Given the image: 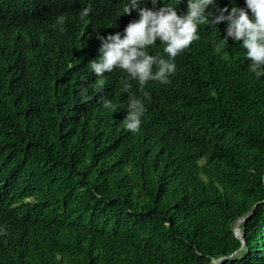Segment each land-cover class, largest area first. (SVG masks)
I'll return each instance as SVG.
<instances>
[{
  "label": "trees",
  "instance_id": "16d2710c",
  "mask_svg": "<svg viewBox=\"0 0 264 264\" xmlns=\"http://www.w3.org/2000/svg\"><path fill=\"white\" fill-rule=\"evenodd\" d=\"M125 3L0 0V264H264V77L223 22L167 85L95 76L98 36L138 19ZM130 94L146 108L137 133Z\"/></svg>",
  "mask_w": 264,
  "mask_h": 264
},
{
  "label": "clouds",
  "instance_id": "9594fccd",
  "mask_svg": "<svg viewBox=\"0 0 264 264\" xmlns=\"http://www.w3.org/2000/svg\"><path fill=\"white\" fill-rule=\"evenodd\" d=\"M149 0H126L123 14L138 13V19L127 24L123 32L98 36L101 40L100 55L89 61V70L97 77H103L114 70H122L128 77L136 81L141 89L150 81H158L162 85L171 82L176 71V57L181 55L190 45L200 39L199 30L202 26L217 27L221 22L226 24L224 43L231 38L240 45L249 60V71L256 80L264 77V0H245V7L225 5L219 7L217 0H188L187 10L178 12L172 0H166L163 7L155 8L158 0H151L152 8L147 7ZM179 2V0H178ZM145 5L141 7V5ZM91 9L83 7L79 12L81 20L89 17ZM57 23L63 24L58 17ZM164 45L163 52L167 59L149 48ZM219 51V49H217ZM127 91V89H126ZM145 99H151L144 92ZM104 107L112 111L121 105L112 101H104ZM125 127L132 133L141 129L142 117L146 111L142 99L129 95ZM0 229V234H2Z\"/></svg>",
  "mask_w": 264,
  "mask_h": 264
},
{
  "label": "water",
  "instance_id": "95a60500",
  "mask_svg": "<svg viewBox=\"0 0 264 264\" xmlns=\"http://www.w3.org/2000/svg\"><path fill=\"white\" fill-rule=\"evenodd\" d=\"M250 214H251V212H250V213H247L245 216L241 217V218L238 220V222H237V226H236V228H235V231H236L237 236H239V237L241 238L242 242H243L242 247H243V245L245 244V239H244V234H243V232L241 231V223H242L247 217H249ZM223 259H224V257L220 258L217 262H214V263H212V264H217L218 262L222 261Z\"/></svg>",
  "mask_w": 264,
  "mask_h": 264
}]
</instances>
